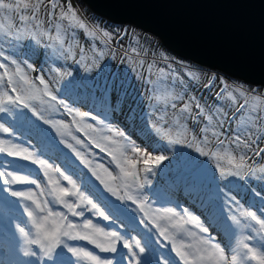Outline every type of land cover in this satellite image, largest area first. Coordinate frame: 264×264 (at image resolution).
Returning <instances> with one entry per match:
<instances>
[{"label":"snow or ice","instance_id":"6c2138e0","mask_svg":"<svg viewBox=\"0 0 264 264\" xmlns=\"http://www.w3.org/2000/svg\"><path fill=\"white\" fill-rule=\"evenodd\" d=\"M62 5L63 0H15V3L0 0V40L31 45L25 49L28 56L23 61V66L21 62L0 51V113L12 112L13 109L28 110L16 112V118L22 125L33 129L35 135L41 139L44 138V132L36 126L34 121H43L45 125L56 128L61 136L64 135L57 127L63 122L49 119L44 115L45 109L36 107L35 101L37 100L40 104L47 103L43 97H49L51 101L55 102L48 104V110L55 112L62 107L65 113L72 117L73 122L84 123V118L91 116L92 120L103 124L89 112L74 109L64 100L58 99L54 94L53 82L59 84L61 81H66V92H78L83 89L105 111L122 110L128 104V111L131 113L129 118L135 122L144 112L143 105L138 106L139 113L131 107L128 102H134V100L127 87V77L123 74L113 73L105 63L109 58L117 59L119 54L120 63H126L141 84L147 86L145 96L148 98L149 111L145 113L146 122L141 120L140 123L143 125L141 131L149 140L153 135L159 138L160 143L153 144L152 152L164 153L165 147L167 149L182 147L204 158L205 163L197 165L190 156L184 153L180 154L176 172L172 175L169 184V189L173 193L183 192L191 198H196L206 187L207 165L214 169L220 181H227L230 177L240 180L255 177L264 180V166L257 168L250 163L254 156L264 157V147L256 150V147L264 140V127H262L264 111L259 108L260 102L264 101V95L246 90L243 86H233L229 89L226 82L221 80L222 87L212 95V103L209 104L206 100L202 102L201 97L195 94L188 95L185 89V85L190 86L193 82L200 81L199 71L173 69L172 62L163 53H160L157 59V54L153 52L152 59H149L147 48L143 49V55H141L138 36L135 37L136 46L129 45L131 47L129 52L128 46L122 43L128 35L127 32L120 30L114 36L112 32L100 28L99 25L89 26L73 9L70 0H68L66 11ZM42 12L43 18H41ZM81 38H84L85 43L80 42ZM86 52H91V57L86 56ZM44 58L52 59L55 62L63 61L64 64L70 62V66L82 70L84 75H74L73 71L63 69L58 65L55 69L56 74L51 80H47L43 75L30 77L29 72H34L41 59ZM49 71L54 70L50 68ZM215 82L216 77L213 75L203 84V87L211 89ZM113 101H115L114 105ZM29 111L31 115H29ZM33 117L35 120L32 119ZM77 117L81 119L77 121ZM64 127L67 126L64 125ZM85 127L92 129L93 125L86 124ZM104 128L112 136L119 137L120 141H126L121 144L123 151L119 152V156L109 152L112 157L109 164L114 163L126 179L118 184L116 189L107 184L104 185L105 189L116 196L119 201L126 203L130 200L133 203H137V201L147 203L148 197L143 193L146 187L152 184L149 177L157 174V168L167 159V156L142 152L141 148L125 136L123 131L108 125H105ZM9 131V128L0 124V132L8 133ZM72 140L77 145L83 143L76 136H72ZM62 143L71 149L86 167H90L91 162L85 159L73 144L68 143L67 140H62ZM129 149L139 159L128 157L126 153ZM100 151L104 152L106 149L100 148ZM0 153H7L8 156L14 157L21 153L26 154L24 159L31 158L33 164H38L45 169V176H48V169H51V165L47 164L44 159H40L36 153L11 141H0ZM249 153L252 154V157L249 156ZM237 158L238 162L234 163ZM225 160H227V164L224 163ZM140 161L144 163L145 167L137 169L136 166ZM100 167L104 166L100 165ZM54 171L68 181L72 190L57 186L51 191L42 189L37 194L30 190L17 191L10 187H4V190L9 192L12 197L31 202L23 204V212L35 227V236L26 231L24 227L17 226L23 239L22 255L24 257L39 261L40 264H84L86 258L93 261L94 264H117L112 259H101L84 248L73 246L69 241L87 240L100 248L102 252L112 253L119 251L117 242L122 241L123 247L128 250L129 262L135 258L137 264H172V261L167 257L155 260L154 256H148L150 238L143 244L141 240L132 238L133 246L124 234L117 231L106 232L96 226L91 219H84L82 224L73 222L70 217H84L85 212H89L98 214L106 221L112 219V222L115 223L123 215L124 210L110 202L106 207H102L92 195H86L85 191H81L76 182L65 175L60 168H55ZM105 171H108L107 168ZM141 172H143V176L140 175ZM93 174L95 175V172ZM0 177L4 178L5 186L26 183L36 185L37 188L41 187L36 180H27L12 172H0ZM97 178L99 179V177ZM49 183L58 185L57 181L51 179ZM101 183L103 184L104 181L101 180ZM121 188L124 190L123 194L119 193ZM39 196L51 197V199L41 201ZM70 197L76 199H69ZM208 199H213V195L210 194ZM231 199L239 207L236 198L232 197ZM2 202L8 204L6 201ZM52 205H60L66 211H56ZM9 206L11 207V205ZM224 206L229 207L231 211L227 200H225ZM141 210L143 211V208ZM156 211L158 213L163 211L174 217L178 215L172 208L157 209ZM183 212L188 216L189 222L199 225L202 245L195 252H177L181 259L186 260V264H239L241 249L252 251L246 242L247 237L236 240L235 247L228 243V239H231L232 236L231 225L224 228L227 239L224 237L216 239L211 235L212 224L220 225L223 221L222 210L218 217L212 216L207 221V226L200 223L198 218L193 216L187 208ZM239 217L250 218L264 229V220L258 219L255 212L241 210ZM229 219L236 225L240 224L236 215L230 216ZM143 222L144 218L142 217L141 223ZM121 223H123L122 220ZM46 225H50V227H46ZM87 230L103 234L108 238V246L97 243L90 237ZM212 231L215 229L213 228ZM205 233L208 235L205 236ZM216 235L219 236L220 233ZM136 248L139 249V252H136ZM141 253L145 255L140 256ZM187 256H192L193 259L188 261ZM258 256L260 257L258 264H264V253H253L250 258L257 260ZM143 257L148 259L145 260Z\"/></svg>","mask_w":264,"mask_h":264},{"label":"rangeland","instance_id":"374dc122","mask_svg":"<svg viewBox=\"0 0 264 264\" xmlns=\"http://www.w3.org/2000/svg\"><path fill=\"white\" fill-rule=\"evenodd\" d=\"M8 2L15 3V0H8ZM70 2L73 9L80 14L89 26L99 25L100 28L112 32L114 36L120 30L127 32L128 35L122 43L128 46L127 50L129 52L131 51L130 46H136L135 37L138 36L140 39L141 55H143V49L147 48L149 50V59H152L153 52L157 54V59L159 58V54L163 53L172 62L173 69H192L199 71L200 81L193 82L190 86L185 85V89L188 95L195 94L201 97L202 102L206 100L209 104L212 103V95L222 87V85H220L221 80L226 82L229 89L233 86H243L246 90L255 91L258 95H264V88L261 86H252L241 80H233L234 78H230L219 71H214L213 69L205 68L177 57L175 54L169 52L152 34L146 33L132 24H115L109 22L92 13L81 0H70ZM67 3L68 0H63L62 6L65 11L67 10ZM41 18H43V12L41 13ZM80 42L85 43L84 38H81ZM30 46L31 45L28 44H18L14 41L8 43L0 40V51H3L4 55L21 62L22 66L23 61L28 56L25 49ZM86 56L91 57V52H86ZM105 63L113 73L123 74L127 77V87L134 100V102H128L131 104V107L136 109L139 113L140 110L138 106L141 104L143 105L144 112L141 113L140 119L137 118L135 122L129 118L131 113L128 111V104H126L122 110L105 111L104 108L95 102L83 89L78 92H66V81H61L59 84L53 82L54 94L58 99L64 100L65 103H68L74 109L89 112L91 115L96 116L103 124H98L91 119V116L84 118V123L78 124L73 122L72 117L67 115L62 107L58 108L55 112L48 110V104H54L55 102L51 101L49 97H43L47 103L40 104L39 100H37L35 101L36 107L38 109H45L44 115L49 119L53 121H62L63 124L57 127H59L60 132L64 133V135L61 136L56 128L45 125L43 121H34L36 126L44 132V138L41 139L35 135L33 129L26 125H22L21 122L17 120L15 113L23 109H13L12 112L0 113V124H3L10 130L8 133L0 132V141H11L14 144L28 148L30 152L36 153L40 159H44L47 164L51 165V169H48V176H45V169L41 168L38 164H33L31 158L24 159L26 154L21 153L19 156L14 157L8 156L7 153H0V172H12L14 175L23 176L27 180L34 179L41 185L40 188H37L36 185L26 183L5 186L3 183L4 178L0 177V264H5L3 257L10 258L7 264H40L39 261H33L31 258H26L22 255L23 239L17 227H24L26 231L31 232L33 236H35L36 229L27 215L23 212V204L31 202L21 201L19 198L12 197L9 192L4 190V187H10L17 191L30 190L37 194H39L42 189L51 191L57 186L67 187L72 190L68 181L64 180L58 172L54 171L55 168H60L65 175L76 182L81 191H85L86 195H92L94 200L102 207H106L107 203L110 202L112 205L124 210L123 215L119 220H116L115 223L112 222V219L106 221L98 214L89 212H85L84 217H70L73 222L77 224H82L84 219H91L96 226L104 229L106 232L117 231L124 234L125 238L128 239L129 243H132L133 246L134 241L132 238L141 240L142 244L150 238L151 243L148 248L149 257L154 256L155 260H161L162 257H167L168 260L172 261V264H186V260L181 259V257L177 255V252H195L196 249L202 247V245L200 241L201 233L199 231V225L195 222H189V218L184 215L183 210L187 208L189 212L197 217L200 223L205 224V226H207V221L212 216L218 217L222 210L223 221H221L220 225L215 223L212 224V228H210L211 235L216 239H220L221 237L227 239V233L224 231V228L231 225L232 236L231 239H228V243L235 247L236 240L247 237L248 239L246 242L249 245V249L252 250L249 252L247 249H241L239 264H258L259 256L257 260H253L250 257L253 253H264V229L250 218L245 219L239 217V212L241 210L252 211L256 213L258 219L264 220V180H259L255 177H248L244 180L230 177L227 181H220L214 169L210 165H207L208 175L206 178V187L196 198H191L183 192L173 193L169 189V184L172 175L176 172V164L180 154L184 153L190 156L197 165L204 164V158L182 147H174L172 149H167L165 147L164 153H153L152 146L153 144L160 143L158 140L159 138L153 135L151 140H149L141 131L143 125L140 123L141 120L146 122L147 117L145 113L149 111L148 98L145 96L147 86L141 84L126 63H120L119 54L117 59L113 60L109 58ZM58 65L62 66L63 69L73 71L74 75H84L82 70H78L75 66H70V62L69 64H64L63 61L55 62L52 59L44 58L41 59L39 66L35 68L34 72H29V76L35 77L43 75L47 80H51L53 75L56 74L55 69ZM50 68L54 71L50 72ZM213 75L216 77L215 84L211 89H205L203 84ZM114 104L115 101H113V105ZM259 108L261 111H264V101L260 102ZM29 115H31L30 111ZM32 119L35 120L34 117ZM76 119L79 121L81 118L77 117ZM86 124H92L93 128L89 129L85 127ZM64 125L67 127H64ZM105 125L123 131L125 136L129 137L135 145L141 148L142 152H148L153 155L165 154L167 156V159L157 168V174L149 177L152 180V184L148 185L143 193L148 197L147 203L142 201L133 203L130 200L125 203L124 201L117 200L116 196H113L105 189V184L116 189L117 185L121 184L126 179L120 172V169L116 168L114 163L109 164L112 158L109 152L119 156V152L123 151L121 144L126 143V141H120L119 137L112 136L110 132L105 130ZM262 127H264V125H262ZM72 136H76L80 139L83 142L82 145H77L75 141L72 140ZM62 140H67L68 143L73 144L74 147L81 152V155L91 162L90 167H86L81 162L80 158H77L75 153L62 143ZM260 147H264V140L260 142L256 150ZM100 148H105L106 151L101 152ZM126 155L130 158L139 159L130 149ZM249 156L252 157V154L249 153ZM4 157H14L15 161L8 160V158L5 159ZM236 162H238V158L234 161V163ZM224 163L227 164V160H225ZM250 163L257 168L264 166V157L254 156ZM100 165L104 167H100ZM136 167L137 169H142L145 165L140 161ZM105 168H107V172ZM93 172H95V175ZM109 173H111V175H109ZM140 175L143 176V172H141ZM257 175L260 174L257 173ZM97 177H99V179ZM50 179L57 181L58 185L50 184ZM101 180L104 181L103 184ZM241 183L244 184L243 189L240 186ZM246 190L247 194L242 196ZM123 191L122 188L119 189L120 194H123ZM210 194L213 195V199L211 200L208 199ZM232 197H235L239 202V207L236 203H233ZM39 199L43 201L44 199H51V197L39 196ZM69 199L76 198L70 197ZM225 200L230 204L231 211L229 207L224 206ZM2 201H6L8 204H4ZM9 205H11V207ZM33 207L35 206L33 205ZM52 207L56 211H66L60 205H52ZM141 208H143V211ZM165 208H172L178 215L174 217L163 211L159 213L156 211L157 209L163 210ZM145 213H147V216H145ZM232 215L238 217L240 220L239 225L234 224L229 219ZM142 217L144 218L143 223H141ZM113 219H115V216H113ZM121 220L123 223H121ZM135 226L137 227L136 229L133 228ZM46 227H50V225H46ZM213 228L215 231H212ZM87 231L90 237L95 239L97 243L108 246V238L104 237L103 234H96L91 232V230ZM193 233L195 235H191ZM217 233H220V235L217 236ZM204 235L207 236L208 233ZM69 243L73 244V246L84 248L99 256L101 259H112L116 261L117 264H137L135 258L129 262L128 250L123 247L122 241L117 242L119 251L116 253L102 252L100 248L89 243L87 240L69 241ZM33 248H36V246H33ZM135 250L139 252L138 248ZM144 255L143 253L140 254V256ZM204 255H207V253H204ZM143 259L147 260L148 258L143 257ZM192 259V256H187L188 261ZM84 264H94V262L86 258Z\"/></svg>","mask_w":264,"mask_h":264},{"label":"water","instance_id":"95a60500","mask_svg":"<svg viewBox=\"0 0 264 264\" xmlns=\"http://www.w3.org/2000/svg\"><path fill=\"white\" fill-rule=\"evenodd\" d=\"M152 34L177 57L264 88V0H81Z\"/></svg>","mask_w":264,"mask_h":264},{"label":"trees","instance_id":"16d2710c","mask_svg":"<svg viewBox=\"0 0 264 264\" xmlns=\"http://www.w3.org/2000/svg\"><path fill=\"white\" fill-rule=\"evenodd\" d=\"M150 34V33H149ZM187 61V60H186ZM233 80H238V79H233ZM5 159H7L8 158V160H12V161H15L14 159V157H12V158H9V157H4ZM242 184V183H241ZM240 184V186H241V188L243 189L244 188V184H242L241 185ZM246 189V188H245ZM244 195H242V196H245L246 194H247V190L245 191V193H243ZM134 229H136L137 227L135 226V227H133ZM138 231V230H137ZM133 237H134V235H133Z\"/></svg>","mask_w":264,"mask_h":264},{"label":"bare ground","instance_id":"6f19581e","mask_svg":"<svg viewBox=\"0 0 264 264\" xmlns=\"http://www.w3.org/2000/svg\"><path fill=\"white\" fill-rule=\"evenodd\" d=\"M4 258V260H5V264H7V263H9V257H3ZM4 260H3V262H4Z\"/></svg>","mask_w":264,"mask_h":264}]
</instances>
